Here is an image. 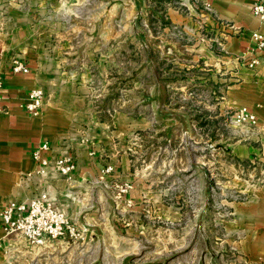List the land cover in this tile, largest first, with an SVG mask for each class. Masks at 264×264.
Instances as JSON below:
<instances>
[{"label":"rangeland","instance_id":"rangeland-1","mask_svg":"<svg viewBox=\"0 0 264 264\" xmlns=\"http://www.w3.org/2000/svg\"><path fill=\"white\" fill-rule=\"evenodd\" d=\"M1 4L23 14L46 72L83 80L85 120L108 141L98 173L73 190L74 236L32 247L5 235L0 264H250L238 247L264 206V138L222 106L228 33L208 25L210 6Z\"/></svg>","mask_w":264,"mask_h":264},{"label":"crops","instance_id":"crops-1","mask_svg":"<svg viewBox=\"0 0 264 264\" xmlns=\"http://www.w3.org/2000/svg\"><path fill=\"white\" fill-rule=\"evenodd\" d=\"M200 1L211 8L212 14H205L208 25L216 32L227 28L225 64L230 66L231 77L222 106L247 108L256 117V127L264 138V47L256 51L250 38L253 31L264 37V23L250 14L255 0ZM0 7V210L11 200L24 201L30 197L36 186L20 187L17 179L20 174L37 171V163L31 156L42 144L48 147L40 152L42 159L75 156L73 183L70 186L62 180L53 183L56 190L62 194L67 191L74 198L73 190L98 173L99 155L105 150L102 146L108 141L107 135L85 120L84 108L88 104L83 80L46 72L38 54L40 48H35L29 33L30 26L17 24L23 14L8 4ZM253 58L257 64L253 69L246 68L245 64ZM12 60L21 62L27 73L12 74ZM34 88L42 90L44 101L39 114L32 117L24 111L23 104ZM245 230L239 241L241 254L250 264H264V206ZM4 238L0 229V243Z\"/></svg>","mask_w":264,"mask_h":264},{"label":"built area","instance_id":"built-area-1","mask_svg":"<svg viewBox=\"0 0 264 264\" xmlns=\"http://www.w3.org/2000/svg\"><path fill=\"white\" fill-rule=\"evenodd\" d=\"M203 9L209 11V5ZM250 14L259 22L264 23V0H255L250 6ZM250 38L255 42L256 51L264 47V37L256 31L250 32ZM257 64L253 58L245 67L253 69ZM10 71L12 74H26L24 65L12 60ZM43 92L40 88L29 91L23 104L24 111L29 116H37L43 104ZM236 124L254 127L256 117L245 107L237 108L232 116ZM46 144H42L32 152V160L37 163V171L34 174H20L17 185L20 187L33 184L30 197L24 201L11 200L0 210V229L4 235L18 234L22 240L32 247H40L50 242L68 236H74L73 223L68 215L67 208L73 203L74 198L66 192L55 189L51 181L62 180L68 186L73 183L72 170L74 169L73 155H65L60 158L42 159L39 154L47 150ZM110 171L106 168L105 172ZM61 197V199H58Z\"/></svg>","mask_w":264,"mask_h":264}]
</instances>
